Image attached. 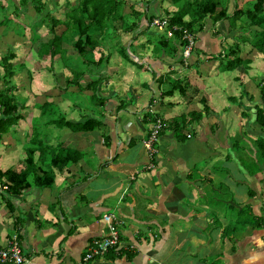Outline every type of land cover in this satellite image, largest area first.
<instances>
[{
	"label": "crops",
	"instance_id": "crops-1",
	"mask_svg": "<svg viewBox=\"0 0 264 264\" xmlns=\"http://www.w3.org/2000/svg\"><path fill=\"white\" fill-rule=\"evenodd\" d=\"M210 36L209 30L197 35L186 63L195 58L203 61L204 50L216 53L227 45L219 43L218 50H213L215 42ZM253 51L247 45L241 48V56L249 57L252 65L254 59L261 58L257 68L250 64L245 71L238 66L217 73L214 63L209 67L201 62L197 68L181 66L172 61L175 53L169 56L161 53L159 58L154 54L155 59L136 53L148 66L125 63L121 58V71L106 64L105 71L111 72L109 80L106 78L105 85L99 86L101 96L107 100L103 106L106 112H96L100 119L103 117V125L89 132L64 129L54 140L48 139L44 131L39 135L49 146L60 144L77 149L82 153L80 159L60 169L50 167L53 181L46 187L33 186V172L29 171L27 188L16 193L0 190V246L15 240L26 257L27 262L23 264H77L90 241L106 233L101 214L111 212L122 221L121 247L109 249L90 264H264V225L256 229L244 226L238 236H234L236 230L220 236L222 227L233 223L232 217L226 218L225 223L215 217L217 227L210 230H206L210 218L206 225L202 224L208 209L215 211L214 202L210 203L203 191L207 186L217 196L221 187L214 189V186L221 183L227 187L223 180H231L235 188L240 184L246 186L240 192L234 191L235 188L229 191L232 202L225 198L232 208L231 214L239 208L235 206L244 203L250 204L256 216L264 212V158L260 157L255 141L259 135L264 139V127L259 131L254 121V103L258 102L259 107L261 102L258 82H252L255 74L264 72V54ZM38 71L43 72L42 68ZM149 71L156 73L154 77L162 76V83L157 84ZM52 72H56L54 65ZM168 72L184 83L185 96L181 99L174 94L160 95L168 89ZM199 72L207 74L208 85L198 77ZM225 78H228L226 83ZM34 82L45 85L36 74L27 85L31 92ZM52 82L51 79L49 83ZM46 86L51 88L52 84ZM208 86L218 90L207 91ZM82 92L90 98V90ZM201 96L205 98L207 111L195 121L187 113L200 111ZM66 100L67 110L74 111L73 104ZM118 104L120 108L116 109ZM148 105L154 113L147 111ZM243 110L245 113L241 114ZM143 112L148 113L144 122ZM156 112L169 120L182 114L185 121L165 128L153 143L155 153L148 155L142 140L151 126L149 115ZM66 119L78 120L70 116ZM16 124L11 128L18 136L8 132L0 140V171L7 168L22 171L26 165L25 149L34 147L25 148L22 144L31 136L24 115ZM180 124L188 126L182 131L183 135L190 134L186 141L174 138L173 128H179ZM235 136L237 147H234L239 148L240 157H236L230 146V139ZM133 137L137 139L129 145L128 140ZM83 154L92 160L87 161ZM37 155L38 150H34V162L38 161ZM221 162L224 163L220 165ZM225 164L229 168H221ZM246 164L249 168L255 164V170L251 172ZM222 170L227 173L226 177L215 181L213 178ZM247 188L254 194L246 195Z\"/></svg>",
	"mask_w": 264,
	"mask_h": 264
},
{
	"label": "trees",
	"instance_id": "trees-1",
	"mask_svg": "<svg viewBox=\"0 0 264 264\" xmlns=\"http://www.w3.org/2000/svg\"><path fill=\"white\" fill-rule=\"evenodd\" d=\"M1 1L2 0H0V11L4 8ZM74 1V3L65 1L62 18H55L50 14L49 10H47L43 0H17V6L12 8L11 16H13L12 14L16 15V9L21 7H30L32 11L36 13V18L38 19H35L33 22L40 21V23L35 26L41 27V25H43L48 28L49 32V36H46L44 40L38 42L36 55L40 58L42 56L48 57L50 72L53 70L55 60L60 63L62 69L66 70V74L62 71L59 72V74L63 73L62 91L65 92L72 87L81 91L90 90V100L93 101L95 99L98 107H103L107 101L105 97L99 96L98 78L100 77L98 75H101L102 69H104L107 64L109 52L105 54L100 52L96 57H92V54L94 49H97L101 44V40H99L101 33L108 29L117 31V33L118 30L122 33L132 32L133 29H139L138 27L142 25L140 22L144 19L142 30H137V34L130 38L139 37L138 39L140 40V38L143 37L144 40L140 41L141 44L151 45V52L153 55L163 53V55L169 56L168 54L172 55V53H175L176 55L171 56L175 58L172 61L178 62V65L181 66L184 64L183 66L197 68L198 64L201 62L209 67L214 63V68L216 67L215 70L217 73L231 71L238 66H241L244 71L249 68L250 58L241 56L240 54L243 43H246L250 51L255 50L264 54V0H248L242 5L238 4L237 0H233V7L230 12L227 7L228 0H168L170 5L165 7L160 6L163 0H158L160 3L157 7L150 4V2L155 3V0H141V10L133 8L132 0ZM125 7H128L129 10L125 11ZM0 16V25L11 18V16L5 17L2 13H0ZM130 16L133 18L130 22H127V18ZM158 16L166 20L165 32L166 30L169 32L171 31L169 37H166L165 33L164 35L163 33H153L154 27H152L153 30H149L151 21ZM14 19L15 17L13 16V20ZM222 20L227 22V30L230 31L229 33L235 29V23L237 21L240 30L246 31L252 28V33L249 37L246 35H238L235 37L230 34L232 35L231 42H228V44L222 47L218 52L214 53L204 50V52H202L204 55L203 61L195 58L191 63H186V60L181 58L180 53L177 52L178 47L181 48L187 43V38L183 36L184 32L190 33L195 42L197 35L203 30H207L208 26L212 29L214 34H219L214 29V25ZM207 23L208 26H205ZM57 26H61L62 28L57 31ZM23 27L22 25L21 35H24ZM2 35L1 33V36ZM154 37H156V39H154ZM37 40H39L38 37L36 39L35 37L29 38V41L32 42ZM68 48H71L75 52V55L79 57V59L73 63L74 66L71 65L72 62L69 63L65 61L66 59H63L61 56ZM119 48H121V46ZM85 52L90 53V56H85ZM129 52L131 51L123 48L117 51V54L125 63L141 66V64H138L132 59ZM14 57V52L9 48L0 56V140L4 133H8V128L15 125L21 118V111L24 109V103L19 102L14 94L17 91V86L11 82L16 69L18 67L21 69L23 63L20 62L18 63V67H15L12 62ZM77 62L82 65V68L75 64ZM90 63L94 66H88ZM110 73L111 72H108V74ZM152 78L157 84L162 83V76L156 75V77H154V75H152ZM167 79L169 82L168 89L160 92V95L171 96L177 91L181 98L185 96L184 83L179 77L175 75L171 76L168 72ZM257 85L258 100L261 102L262 107L256 106L258 103L256 102L254 103L253 111L254 121L260 131L264 127V78H261ZM199 102L202 105L199 112L189 111L187 113V115L195 121L199 119L201 112L207 111L204 96L199 98ZM44 105H47V109L50 111L54 108L52 112L55 113L57 118L55 117V119L49 122L42 120L43 122L40 123V127L45 128L48 124L52 126L56 125L55 127L58 126V128L69 129L73 132H89L103 125L102 120L99 118L100 116L94 117L92 115H86L75 121L66 119L64 114L59 111L52 102L43 101L40 106L42 107ZM119 108L120 105L118 104L116 109ZM42 109L44 110L43 107ZM244 113L243 110L241 114ZM147 114L146 112L142 113L143 118L141 120L143 122L145 121L144 116H147ZM155 118L159 119L161 122L158 135H160L171 123L179 124V122L182 123L185 121V115L182 114L172 117L170 120L162 118L161 115H154V119ZM177 119L181 121H177ZM191 119L188 118L190 121ZM32 123L33 121L31 120V124ZM39 132L37 126L32 124L31 137L33 138L32 145L34 147H28L26 149V157L24 159L26 162L25 168L19 172H15L9 168L0 171V184L6 185V189H4L6 192L16 193L27 188L29 186V182L27 181V176L30 175L29 171L33 172V186L46 187L53 181V173L51 170H48L50 167L60 169L67 164L75 163L82 156L80 151L72 147L62 146L60 144L52 147L45 144L40 139ZM173 132L175 134L174 138H177L179 141H183L190 136V134L183 135L182 131L175 126ZM133 140V138H129L128 144L130 145ZM255 141L256 149L260 152V157L264 158V139L259 135L256 137ZM236 143L237 140L234 144L235 147H237ZM34 150H38V161L35 162L32 157ZM154 153L155 151L152 154ZM46 166H48V169H46ZM212 167L216 169V167ZM247 193L248 196H251L254 194V191L247 188ZM238 206L236 219L233 223L235 222L237 225H246L255 229L264 225V212L256 216L251 212L249 203ZM234 227L232 222L231 224L227 223L223 227V230H221L220 236H228L230 233L229 231L233 233L235 230Z\"/></svg>",
	"mask_w": 264,
	"mask_h": 264
},
{
	"label": "rangeland",
	"instance_id": "rangeland-1",
	"mask_svg": "<svg viewBox=\"0 0 264 264\" xmlns=\"http://www.w3.org/2000/svg\"><path fill=\"white\" fill-rule=\"evenodd\" d=\"M46 4V8L47 10H49L50 14L52 16H54L55 18H62V14H63V6H64V2L68 1L71 3H74V0H43ZM133 1V8L135 9H140L142 7V3L141 0H132ZM156 2H150V4L152 6H158V4L160 3V1L155 0ZM238 4L242 5L245 2H247L248 0H237ZM4 5V8L0 11V13H2V15H4L5 17H10L11 16V10L13 7L17 6V0H2L1 1ZM168 0H164L162 4H160V6H169L170 3L168 4ZM149 4V5H150ZM227 7L229 12L231 11L232 7H233V0H228L227 3ZM159 8V7H158ZM125 11H128V7H125L124 9ZM141 10V9H140ZM17 13L16 15L12 14L15 17V21L13 20V16H11V18L7 21H5L4 24L0 25V56L2 54H4L6 52V49L9 48L11 51L14 52L15 57L12 60V62L14 63L15 67H18V63L22 62L23 63V67L21 69H19V67L16 69L15 75L12 77L11 82L12 84H15L17 86V91L14 93L16 96V99L21 102L24 103V109L21 111L22 115H24V121L27 125V127L32 126V124H35L37 126L38 132L41 136V134L43 133V131H45V133L47 134L46 136L48 137V139L50 140H54L57 139L56 136L62 133V131L65 128H58L52 125H48L43 128L40 127V123H42L44 121H52L53 119H55L56 115L54 112H52V110H54V108L50 111L49 109H47V105L42 106L44 108V110L42 109V107L40 106L42 104L43 101H49L52 102L53 105L59 110L61 111L65 118H69L70 117H75V119H80V117L82 116H86V115H94V117L97 116V111H102L106 112V108L104 107H98V104H96V100L94 99L93 101L90 100V98L85 97L84 94H80V93H85L82 91H79L80 93H77L75 88H70L67 89L65 92L62 91L61 87L63 86V77L62 74H59V70L61 69L62 72H64L65 74L67 73L66 70L62 69V66L60 65L59 62H57L56 60L54 61V70H56V72H50L48 70L49 69V63H48V57L47 56H42L43 58H40L36 55V48L38 45V42L41 40H44L46 38V36H49V32H48V28L41 25V27H37L35 25L39 24L40 21H36V22H32L36 18L37 15L36 13H34L32 11V9L29 7H21L19 9H16ZM161 13V12H160ZM142 15V14H141ZM163 15V14H162ZM1 18V16H0ZM132 16L127 18V22H130L132 20ZM141 19V18H140ZM142 25L144 26V19L141 20ZM22 25L23 27V34L21 35V31H22ZM142 25H140L138 28V31L142 30ZM208 26V23L205 25ZM60 28H62L61 26H57L56 30H60ZM214 28L216 30V32L219 33V35H216L217 33H213L212 29L208 26L207 27V31L209 30V34L212 36H210V38L212 39V42H215V45H213V50H218L219 48V43L220 45L224 43L228 44L226 42H231L232 38L231 36L234 35L235 37H237L238 35H246V36H250L252 33V28H249V30L243 31L240 30L238 28V21L235 23V29L231 31V33H229L230 31L227 30V22L225 20L219 21L214 25ZM165 31V28H163ZM160 30L161 32L163 31ZM206 29V28H205ZM149 30H153L152 27H149ZM48 32V33H47ZM137 30L133 29L132 32H127V33H122L118 30L114 31L112 29H108L106 31H104L103 33H101V37H99V40H101V44L100 46H98L97 49H94L92 57H96L98 56V54L100 52H102L103 54L109 52L108 55V62H107V66L109 67H115V70L120 71L122 70V60L121 57L117 54V51L122 50L123 48L126 50L128 49L129 51H132L134 54H144V56H146L147 58H151L153 56V58L155 59V56L153 55V53L151 52V45L149 44H141L140 41H143L144 38L141 37L140 40H138L137 38H130L132 36H134ZM153 33H160L157 29H154L152 31ZM1 33L3 34L1 36ZM166 34V32H164ZM163 33V35H164ZM232 34V35H230ZM12 35L15 36V38H12ZM39 38V40L37 41H29L30 37H35V39L37 37ZM157 36V35H156ZM17 37H21V39H16ZM25 39H23V38ZM11 38L13 40H11ZM130 38V39H129ZM154 39H156V37H154ZM129 46H128V45ZM121 46V48H119ZM246 43H243V49L245 48ZM224 47V46H223ZM248 47V46H247ZM254 52V51H253ZM85 56H90V53L85 52L84 53ZM190 55V54H189ZM62 58L66 59L65 61L71 63L72 66L74 62H76L79 57L77 55H75V52L71 49L68 48L65 52L62 53ZM158 58L160 57V54L157 53ZM156 56V57H157ZM193 56V55H192ZM255 56V54H253L251 56V58H253ZM133 59H136L135 57H133ZM261 58L258 57L256 59L253 60V65L251 63H249V65L251 64L252 67L257 68V61L260 60ZM252 62V61H250ZM264 62V61H263ZM164 63V61H163ZM78 67L82 65H80V63H75ZM165 64H167V62H165ZM163 65V67H166V65ZM133 65V64H132ZM176 65V64H174ZM88 66H94L93 64H89ZM96 67V65H95ZM162 67V68H163ZM42 68L43 72H39L38 70ZM84 68V67H83ZM166 69V68H165ZM201 71L203 72V69L200 68ZM98 70V67H97ZM147 70V69H146ZM156 70H159V68H157ZM238 71V69H236ZM38 71V72H37ZM50 72V73H48ZM150 75H155L156 73L149 71ZM41 73H43L42 77H41ZM260 75L264 74L263 71H259ZM39 75V79L41 80V82H45V85H38L35 84L37 82H34L33 84L34 87H32V91H30V89L28 88V84H29V80L32 79L33 76ZM98 75V74H97ZM198 77L201 78L204 81V84L208 85L209 84V78L207 77V74L204 75L201 72L197 73ZM260 75L259 74H255L254 77H252V82L257 83L260 82ZM52 79V83L51 79ZM100 78H98L99 80V86L101 85H105L104 82L106 81V78H108V72L105 71V68L102 69L101 71V75H98ZM228 78H225V83L227 81ZM109 80V78H108ZM221 84L223 85L224 82H222V79L220 80ZM231 83L233 84L234 82L231 81ZM52 87L49 88L46 85H51ZM164 85V84H163ZM46 86V87H45ZM242 87V86H240ZM49 88V89H48ZM105 87H103V89H105ZM108 89H110L111 87L107 86ZM37 89V91L35 90ZM52 89V90H51ZM35 90V91H34ZM73 90V91H71ZM209 90H218L216 88H213L212 86H208L207 87V91ZM51 91V92H50ZM85 91V90H84ZM106 91V89L104 90V92ZM99 96L102 95V90L100 91L99 89ZM33 93V94H32ZM177 99H181V97L178 95L177 91L173 93ZM208 95V101H209V93L207 92ZM242 98V97H240ZM68 100L70 103L73 104L74 107V111H70L71 109L67 110V106L68 103H65V100ZM66 100V101H67ZM23 101V102H22ZM207 101V102H208ZM87 103V104H86ZM85 105H87L88 107L85 108ZM42 110V111H41ZM201 110V109H200ZM219 111V109H218ZM162 112V109H160V113ZM156 116H159L158 112L155 113ZM202 114V112H201ZM25 117L30 118V124L28 125L27 123L29 122L28 120H25ZM99 117V115L97 116ZM150 117V121L153 122L154 119V115ZM57 118V117H56ZM74 119V118H72ZM31 120L33 121V123L31 124ZM101 120L103 121V117H101ZM177 121H181L180 119H177ZM17 126V124H15ZM54 125V124H53ZM180 131H186L185 129H188L187 127H182V125L180 124L179 126ZM8 132H10L12 134L13 137H17L18 133L15 132L13 133V130L11 127L8 128ZM3 136V135H2ZM29 136V135H28ZM22 137V135H21ZM2 139V138H1ZM27 139V138H26ZM25 139V142H22V144L26 147L28 146H32V140L33 138L31 136H29V140L27 141ZM133 139H137L136 137H133ZM158 140V138H157ZM156 140V142H157ZM232 140L230 142V146L232 148V151H235L236 157H240V151L238 150L239 148H235L234 144L236 141V136L233 137ZM138 143V140H136ZM186 141V140H184ZM28 142V143H27ZM44 142V141H43ZM24 148V149H25ZM26 150V149H25ZM92 157V156H91ZM253 159V156H250ZM83 158H87V161H91L92 158H89L86 154H83ZM249 158V157H247ZM222 158H220L219 161H221ZM235 161V160H234ZM234 161H230V163H233ZM221 162L220 165H222ZM254 163V161H253ZM229 168L228 164L222 166L221 168ZM246 167L253 171L256 168V165L253 164L252 166H250V168L247 166ZM1 168V166H0ZM231 168V167H230ZM46 169H48V166H46ZM225 170V169H224ZM222 170L218 172V177L217 178H213L215 181H219V179H223L224 176L226 177V172ZM217 174V173H216ZM212 181V180H211ZM223 182L227 185V187H225L224 185H222L221 183H217L214 186V189H218V187H221V189H219V192H217V196H216V192L213 193L209 187L206 186L204 192V197H206L207 199H210V203L214 202V206L213 209L215 211H213L212 209H208V214H205L203 219V225H206L207 223V219L210 218L211 219V223L207 224L206 226V230H210L213 229L214 227H217V223H215V217L218 216V221L225 223L226 222V218L232 217L233 220L236 219V211L238 208H234L235 212L233 214L232 213V208H230L228 206L229 202H226V199L230 200V190H234L235 188V184L231 181V180H227ZM212 185V184H211ZM221 185V186H220ZM246 186H244V184H240L238 185L234 191L240 192L241 190H243ZM246 195H248V193L246 192ZM216 197H218L217 200ZM226 198V199H225ZM225 199V200H224ZM233 200H235V195L233 194ZM232 202V201H231ZM234 205V203L232 204ZM195 206V205H194ZM235 207H239V206H235ZM230 219V218H229ZM233 226H235V233L234 236H238L240 230L244 227L241 225H237L235 222L232 223ZM246 226V225H245ZM224 227V226H223ZM222 227V228H223ZM206 230L204 231L206 233ZM238 234V235H237ZM234 238V237H233Z\"/></svg>",
	"mask_w": 264,
	"mask_h": 264
},
{
	"label": "built area",
	"instance_id": "built-area-1",
	"mask_svg": "<svg viewBox=\"0 0 264 264\" xmlns=\"http://www.w3.org/2000/svg\"><path fill=\"white\" fill-rule=\"evenodd\" d=\"M153 22L158 26H161L164 23V21L158 20H154ZM184 37L187 38L190 45L192 43L191 34L185 33ZM184 52L185 54L187 53L186 50ZM160 127V120L155 118V120L151 122L146 137L142 140V146L145 148L148 155H151L154 152L153 143H155L158 137ZM4 189H6V185L0 184V190ZM101 220L105 224L106 233L93 238L90 241L77 264H90L95 258L105 255L109 249L121 247V244L119 243V227L122 224V221L111 212L101 214ZM26 262V257L21 253L15 240H10L4 246H0V264H23Z\"/></svg>",
	"mask_w": 264,
	"mask_h": 264
},
{
	"label": "clouds",
	"instance_id": "clouds-1",
	"mask_svg": "<svg viewBox=\"0 0 264 264\" xmlns=\"http://www.w3.org/2000/svg\"><path fill=\"white\" fill-rule=\"evenodd\" d=\"M164 1V0H163ZM154 20H158V21H164V23L161 25V26H158V25H156L153 21ZM142 24V23H141ZM150 27H154L155 29H157L160 33L159 34H161V33H164L165 31H164V29L163 28H165L166 29V20L164 19V18H162L161 16H158V17H155V18H153V20L151 21V24H150ZM163 29V31L161 32L160 30H162ZM171 32V31H170ZM170 32L169 31H167L166 30V37H169L170 36ZM185 33H187L188 34V32H184V34ZM184 34H183V36H184ZM190 34V33H189ZM192 36V35H191ZM178 44V43H177ZM128 45V44H127ZM193 45H194V40H193V37H192V43L189 45V42L187 41V43L183 46V47H178V49H179V53H180V56H181V58H183L184 60H187L188 59V57L190 56L189 54H191V51H193L194 50V48H193ZM177 49V50H178ZM187 51V53L185 54V52L184 51ZM129 54L131 55V57H132V59H133V57H135L136 59H133V60H135L138 64H143L144 66H148V64H146V62H144V61H142L141 60V58H140V56H138L137 54H134L132 51L131 52H129ZM149 110H151V111H149ZM147 111L148 112H150V113H154L153 112V110H152V107L150 108V106L148 105L147 106Z\"/></svg>",
	"mask_w": 264,
	"mask_h": 264
}]
</instances>
